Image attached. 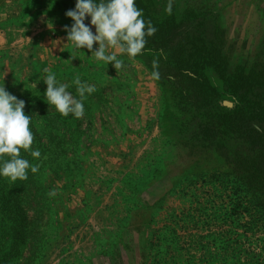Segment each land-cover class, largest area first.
<instances>
[{
  "label": "rangeland",
  "instance_id": "rangeland-1",
  "mask_svg": "<svg viewBox=\"0 0 264 264\" xmlns=\"http://www.w3.org/2000/svg\"><path fill=\"white\" fill-rule=\"evenodd\" d=\"M26 4L57 24L73 23L65 12L75 0ZM253 4L229 0L203 23L205 42L211 32L219 40L225 77L264 65L251 25ZM180 22L155 25L147 43H181L189 22ZM194 33L190 42L196 45ZM113 52L124 61L122 69L84 49L72 51L69 69L53 72L77 99L76 76L95 86L80 119L47 104V74L37 78L34 70L28 83L5 86L25 102L32 148L41 157L21 150L39 171L29 170L23 181L0 177V264H264V164L252 167L264 152L250 150L245 125H238L243 134L231 129L235 114L248 107L241 94L223 91L221 75L208 67L205 76L220 95L205 109L194 110V99L187 108L190 99L158 86L153 76L166 83L162 70L172 71L162 63L163 51L146 44L136 57L108 49ZM261 77L264 84V69Z\"/></svg>",
  "mask_w": 264,
  "mask_h": 264
},
{
  "label": "clouds",
  "instance_id": "clouds-1",
  "mask_svg": "<svg viewBox=\"0 0 264 264\" xmlns=\"http://www.w3.org/2000/svg\"><path fill=\"white\" fill-rule=\"evenodd\" d=\"M171 10L172 0H169L166 11L171 13ZM65 16L73 22L70 27H64L67 43L71 42L77 51L87 49L96 61L111 64L115 70L122 69L124 61L115 52L109 54V48L130 58L136 57L145 49L147 38L157 32L152 22L144 19V12L137 7L136 0H75L74 9L66 11ZM86 18H90V24L85 23ZM94 44L97 45L95 50ZM45 72L48 73L43 79L47 104L54 106L64 117L82 118L85 114L84 101L96 91L95 86L76 76L71 83L76 87L77 99L67 90L69 85L58 81L55 73L47 69ZM153 76H158V73L153 72ZM37 84L33 83L35 89ZM24 109L23 100L10 94L4 84L0 86V177L13 182L27 180L29 170L32 173L39 171L38 165H31L21 156V150H24L34 159L41 157L40 150L32 148V117L26 115ZM4 156L9 158L3 159ZM49 195L54 196L55 192Z\"/></svg>",
  "mask_w": 264,
  "mask_h": 264
},
{
  "label": "crops",
  "instance_id": "crops-1",
  "mask_svg": "<svg viewBox=\"0 0 264 264\" xmlns=\"http://www.w3.org/2000/svg\"><path fill=\"white\" fill-rule=\"evenodd\" d=\"M249 1L254 3L255 18L251 25L252 28L255 26L259 35L255 45H260L257 50H262L264 6L260 2L264 1ZM26 2L27 0H0V86L28 83L33 78L34 70L38 78L48 74L45 69L59 73L69 69L65 64L69 63L74 49L71 42L67 43L65 25L53 22L44 11L28 10ZM168 2L169 0H136V5L143 10L146 21L159 22L192 12L217 15L229 0H172L171 13L166 11ZM213 4H218V8L211 11ZM87 23L90 24V21Z\"/></svg>",
  "mask_w": 264,
  "mask_h": 264
},
{
  "label": "trees",
  "instance_id": "trees-1",
  "mask_svg": "<svg viewBox=\"0 0 264 264\" xmlns=\"http://www.w3.org/2000/svg\"><path fill=\"white\" fill-rule=\"evenodd\" d=\"M212 17L216 18V15L207 12H192L163 21L152 22L154 26L160 25V27H170V25L176 23L178 19L181 21V24L185 21L189 22V24L186 23V31L181 34L185 38L181 43H147V45L155 48V50L160 49L166 54L167 58L163 60L162 63L166 69H172V71L162 70L163 74L167 76L166 83L161 82L159 76H154L155 80L159 86L171 90L176 97L190 99V102L185 105L187 108L193 106L192 100L194 99L196 102H193L195 106L192 108L205 109L208 103L207 100L213 97L217 98L220 95L219 90L209 84L205 76V71L210 67L213 71L219 73V75H221L220 80L226 88L223 89V91H229L233 96L238 95L236 93L241 94V97L245 100L244 104H248L245 113H240V115L235 114L236 117L232 118L234 120L231 123V129H235L241 134H243L242 132L250 133L253 139L248 141L250 150L254 154H262V152H264V84L261 75L264 65L262 62L259 64L255 63L254 67H259L258 72L252 71V69L248 72L239 69L230 72L229 75L225 77L224 73L227 68H221V64L217 61L222 49L216 45V42H219L217 37H215L216 34H213L214 32L210 33L211 39L209 42H205L207 39L203 34V23ZM195 21L197 24H192V22ZM189 28L195 30L194 34H197V37H199V39H196L198 42L196 45L190 42L191 30H189ZM179 50L185 52L183 54V56H185L184 58L180 57ZM253 70L257 69L253 68ZM167 73L172 75H167ZM196 108L194 110H196ZM239 124L246 126L242 132L238 129ZM255 126H258V133L254 130L256 129ZM255 158L252 167H256L257 164L260 163L264 164V159L261 158V155H257Z\"/></svg>",
  "mask_w": 264,
  "mask_h": 264
}]
</instances>
